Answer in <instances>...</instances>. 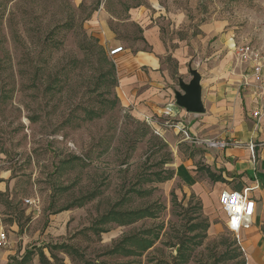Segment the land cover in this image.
I'll return each instance as SVG.
<instances>
[{
  "label": "rangeland",
  "instance_id": "rangeland-1",
  "mask_svg": "<svg viewBox=\"0 0 264 264\" xmlns=\"http://www.w3.org/2000/svg\"><path fill=\"white\" fill-rule=\"evenodd\" d=\"M105 4L119 20L128 7L149 9L172 70L182 49L202 76L213 67L233 71L231 42L264 48V0ZM102 7L100 0L79 8L69 0H0V178L15 182L20 209L47 222L27 234L28 246L48 238L51 246L67 244L65 264H246L234 236L204 216L197 197L160 184L169 175L165 139L119 107L112 61L86 27ZM109 25L134 51L139 29ZM66 211L78 213L81 225L44 237L48 217Z\"/></svg>",
  "mask_w": 264,
  "mask_h": 264
},
{
  "label": "crops",
  "instance_id": "crops-1",
  "mask_svg": "<svg viewBox=\"0 0 264 264\" xmlns=\"http://www.w3.org/2000/svg\"><path fill=\"white\" fill-rule=\"evenodd\" d=\"M85 3L74 5L79 8ZM107 5L88 16L86 27L112 61L119 107L132 119L150 124L165 139L170 160L164 170L169 175L160 184L181 186L185 194L197 197L204 216L210 221L219 219L225 229L228 218L220 204L221 194L251 189L250 196L255 202L252 224L242 229L237 238L233 236L246 264H264V118L257 121L252 117L258 102L253 94L241 90V69L235 65L233 71L223 73L213 67L202 76L199 74L204 112L189 113L176 102V94L182 93L180 82L189 84L193 80L188 77L192 73L187 64L188 54L183 49L174 54L178 67L173 71L164 63L168 48L161 28L151 20L150 10L143 5L128 7V18L119 20L108 13ZM149 5L156 10L157 6ZM110 20L139 29L134 51L118 39L109 25ZM235 43L229 44L233 56ZM117 48H123V52L109 57V52ZM177 123H182L197 143L184 141L176 130L166 127ZM206 141L221 142L225 146L211 148ZM251 145L255 148V159ZM0 180V232L7 237V245L0 248V264H56L58 260L65 264L68 255L65 251L70 249L67 244L55 242L51 246L48 238L40 246H28L27 234L47 222L40 224L41 212L24 205L19 208L15 182L10 178ZM217 210L221 211L220 216L216 215ZM80 220L75 211L52 214L44 237L49 233L67 235L81 225ZM211 224L214 229L221 226L215 220ZM56 250L61 251L60 255L53 254Z\"/></svg>",
  "mask_w": 264,
  "mask_h": 264
},
{
  "label": "built area",
  "instance_id": "built-area-1",
  "mask_svg": "<svg viewBox=\"0 0 264 264\" xmlns=\"http://www.w3.org/2000/svg\"><path fill=\"white\" fill-rule=\"evenodd\" d=\"M72 3H85L93 0H69ZM103 6L106 0H100ZM123 52V48H117L109 52V57L113 58ZM235 52L237 56V65L241 69V90L250 92L253 94L258 102V106L252 112V117L260 121L264 118V48H258L257 46L251 45L249 43H242L235 46ZM166 127L176 130L179 134L183 136L184 141H190L197 143V140L192 138L188 129L182 124H167ZM205 144L211 148H221L225 144L217 141H206ZM254 146H250V151L252 152L253 158L255 159ZM251 189L247 188L241 192H223L220 196V204L225 212L228 223V231L234 235L236 238L242 229L250 228L252 224V219L255 214V202L251 198ZM238 194V199L241 201L239 207L241 211L239 213L235 212L232 205V196ZM26 205H30L37 208V202L35 200L25 201ZM233 221L236 225L233 226ZM7 245V237L3 232H0V248Z\"/></svg>",
  "mask_w": 264,
  "mask_h": 264
},
{
  "label": "water",
  "instance_id": "water-1",
  "mask_svg": "<svg viewBox=\"0 0 264 264\" xmlns=\"http://www.w3.org/2000/svg\"><path fill=\"white\" fill-rule=\"evenodd\" d=\"M193 80L189 84L180 82L182 93L176 94V102L178 106L192 114H202L204 108L201 103V76L197 72L191 73Z\"/></svg>",
  "mask_w": 264,
  "mask_h": 264
},
{
  "label": "clouds",
  "instance_id": "clouds-1",
  "mask_svg": "<svg viewBox=\"0 0 264 264\" xmlns=\"http://www.w3.org/2000/svg\"><path fill=\"white\" fill-rule=\"evenodd\" d=\"M241 201L238 199V194H235L232 196V205L235 209V212L239 213L241 211V208L239 207V204Z\"/></svg>",
  "mask_w": 264,
  "mask_h": 264
},
{
  "label": "snow or ice",
  "instance_id": "snow-or-ice-1",
  "mask_svg": "<svg viewBox=\"0 0 264 264\" xmlns=\"http://www.w3.org/2000/svg\"><path fill=\"white\" fill-rule=\"evenodd\" d=\"M236 225V222L235 221H233V226H235Z\"/></svg>",
  "mask_w": 264,
  "mask_h": 264
},
{
  "label": "trees",
  "instance_id": "trees-1",
  "mask_svg": "<svg viewBox=\"0 0 264 264\" xmlns=\"http://www.w3.org/2000/svg\"><path fill=\"white\" fill-rule=\"evenodd\" d=\"M112 71H113V66H112Z\"/></svg>",
  "mask_w": 264,
  "mask_h": 264
}]
</instances>
